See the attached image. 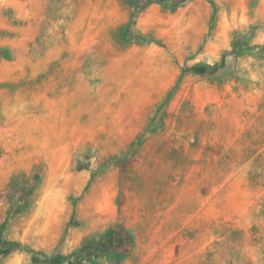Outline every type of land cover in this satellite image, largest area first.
Returning <instances> with one entry per match:
<instances>
[{"label": "rangeland", "instance_id": "obj_1", "mask_svg": "<svg viewBox=\"0 0 264 264\" xmlns=\"http://www.w3.org/2000/svg\"><path fill=\"white\" fill-rule=\"evenodd\" d=\"M192 1L0 0V264H264V0Z\"/></svg>", "mask_w": 264, "mask_h": 264}, {"label": "crops", "instance_id": "obj_2", "mask_svg": "<svg viewBox=\"0 0 264 264\" xmlns=\"http://www.w3.org/2000/svg\"><path fill=\"white\" fill-rule=\"evenodd\" d=\"M237 1L242 6L246 4V0ZM119 7L121 9L122 6ZM210 12L211 6L207 0H194L184 6H178L175 10L163 9L160 4L153 3L143 14L154 13L152 28H155L157 37L161 40V45H157V48L164 55L171 56L180 50L191 48L193 42L198 44L202 41ZM234 13L233 11L232 15ZM123 21L124 19H119V23ZM231 22L235 21L232 19Z\"/></svg>", "mask_w": 264, "mask_h": 264}, {"label": "trees", "instance_id": "obj_3", "mask_svg": "<svg viewBox=\"0 0 264 264\" xmlns=\"http://www.w3.org/2000/svg\"><path fill=\"white\" fill-rule=\"evenodd\" d=\"M16 248H18V247H16Z\"/></svg>", "mask_w": 264, "mask_h": 264}]
</instances>
